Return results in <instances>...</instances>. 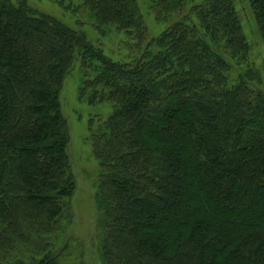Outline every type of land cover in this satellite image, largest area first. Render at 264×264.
I'll list each match as a JSON object with an SVG mask.
<instances>
[{"label": "trees", "instance_id": "trees-1", "mask_svg": "<svg viewBox=\"0 0 264 264\" xmlns=\"http://www.w3.org/2000/svg\"><path fill=\"white\" fill-rule=\"evenodd\" d=\"M54 1L134 55L0 0V264H67L53 250L74 190L59 97L75 63L88 102L111 103L88 137L102 263L264 264V93L234 1L148 0L168 23L153 37L136 0ZM248 2L264 41V0Z\"/></svg>", "mask_w": 264, "mask_h": 264}, {"label": "rangeland", "instance_id": "rangeland-1", "mask_svg": "<svg viewBox=\"0 0 264 264\" xmlns=\"http://www.w3.org/2000/svg\"><path fill=\"white\" fill-rule=\"evenodd\" d=\"M233 1L248 43L247 63L257 72L252 84L264 93L263 38L248 0ZM136 2L144 18L148 36L158 35L168 23L154 19L148 0H136ZM27 3L37 11L52 15L68 26L82 31L113 60L125 61L134 55L126 45V43L130 45L131 41L123 33L111 32L104 36L100 35L86 21L85 10L72 13L64 10L54 0H27ZM75 65L76 63L65 76L59 97L61 113L67 122L69 132L67 154L74 177V190L70 198V218L63 222L53 250L57 252L62 263L103 264L99 253L103 236V215L96 203L97 180L101 169L93 156L88 137L89 126L95 127L109 115L111 103L88 102L89 92L81 91V69Z\"/></svg>", "mask_w": 264, "mask_h": 264}]
</instances>
